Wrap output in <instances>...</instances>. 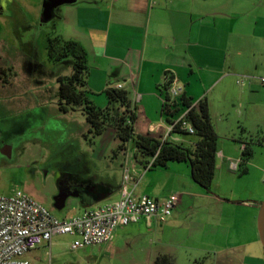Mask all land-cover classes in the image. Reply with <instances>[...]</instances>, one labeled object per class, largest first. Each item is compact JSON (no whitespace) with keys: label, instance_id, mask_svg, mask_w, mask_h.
<instances>
[{"label":"crops","instance_id":"0c3cea01","mask_svg":"<svg viewBox=\"0 0 264 264\" xmlns=\"http://www.w3.org/2000/svg\"><path fill=\"white\" fill-rule=\"evenodd\" d=\"M52 20L56 35L75 42L85 54L94 103L105 106L104 91L117 85L128 92L137 133L185 141L168 133L162 114V86L170 78V88L179 89L180 96L193 104L206 103L210 120L230 112L241 117L264 105L258 103L264 96L259 82L264 76V0H76L55 8ZM237 152L220 147L219 173L236 177L231 173L237 168L230 169V163L238 167ZM150 171L135 166L129 153L122 170L123 176L129 175L127 189L158 201L176 195L171 216L164 222L140 220L117 228L108 243L97 245L98 255L91 256L95 264L103 259L153 264L160 254L177 264L178 259L190 264L199 255L210 264H249L255 259L249 255L259 243L255 186L244 181V195L231 191V196H220L195 184L185 163ZM85 182L75 194L79 213L117 200L123 178L114 184L96 176ZM258 187L264 196V183L259 181ZM56 236L40 247L58 254Z\"/></svg>","mask_w":264,"mask_h":264},{"label":"rangeland","instance_id":"374dc122","mask_svg":"<svg viewBox=\"0 0 264 264\" xmlns=\"http://www.w3.org/2000/svg\"><path fill=\"white\" fill-rule=\"evenodd\" d=\"M43 1L6 0L4 8L0 7L5 14L0 16V195L10 196L14 190H20L62 218L82 209L75 194L86 185V180L96 176L110 178L113 184L119 178L122 181L124 161L131 146L120 152L119 140L112 133L88 135L80 112L63 114L58 110L57 77L71 74V57L56 63L48 61L47 36L56 33L53 20L41 23ZM263 101L264 96L258 103ZM211 123L218 136V151L228 145L240 156L239 141L261 139L262 145L252 146L246 173L233 172L236 177H232L219 173L217 166L210 192L220 196H231V191L236 196L244 195L246 181L251 188L256 187L255 195L261 202L264 196L259 193L258 184L264 178V105L254 106L241 117L233 112L223 114L222 119L213 116ZM219 160L217 156V164ZM157 186L158 190L163 188ZM62 199L65 206L58 210L56 206ZM54 240L59 245L58 254L40 247L24 258L32 264H95L91 256L98 255L99 247L72 249L75 237L67 234L57 235ZM249 255L255 257L249 264H264L259 243ZM101 264L119 263L103 259ZM178 264L186 263L178 259ZM190 264H210V260L199 255Z\"/></svg>","mask_w":264,"mask_h":264},{"label":"trees","instance_id":"16d2710c","mask_svg":"<svg viewBox=\"0 0 264 264\" xmlns=\"http://www.w3.org/2000/svg\"><path fill=\"white\" fill-rule=\"evenodd\" d=\"M46 53L48 61L53 63L71 57V74L57 77V107L61 113L80 112L87 123L88 135L100 136L107 131L111 132L119 140L118 151L126 152L128 146H131L132 161L142 169H165L173 162L187 164L192 181L204 191L210 192L216 171L218 136L204 101L193 104L184 95L172 97L170 85L173 79H168L162 86V114L165 121L170 125L189 109L185 120L192 126L193 133L175 127L171 135L189 137L180 142L161 139L149 133L140 134L134 130L135 107L127 91L108 88L104 91L106 105L99 107L93 103L87 88L89 67L86 56L75 42L49 34ZM239 142L243 147L237 171L243 174L246 173V163L253 153L252 146L262 145V141L258 139L254 142L251 139L249 142ZM153 264H174V260L170 255L160 254L154 258Z\"/></svg>","mask_w":264,"mask_h":264},{"label":"built area","instance_id":"2783aa9c","mask_svg":"<svg viewBox=\"0 0 264 264\" xmlns=\"http://www.w3.org/2000/svg\"><path fill=\"white\" fill-rule=\"evenodd\" d=\"M259 82L264 85V78ZM116 88L122 87L117 85ZM170 94L177 97L180 90L170 88ZM188 110L168 125V133L175 127L193 133L192 126L185 120ZM236 168V163L231 162L230 169ZM128 180L129 175L125 172L117 200L63 219L55 217L20 190H14L10 196L0 195V264H32L24 255L48 244L55 235L74 236L71 248L81 249L108 243L119 227L140 220L147 224L151 220L164 222L171 216L178 201L176 195L163 201L135 195L127 189Z\"/></svg>","mask_w":264,"mask_h":264},{"label":"water","instance_id":"95a60500","mask_svg":"<svg viewBox=\"0 0 264 264\" xmlns=\"http://www.w3.org/2000/svg\"><path fill=\"white\" fill-rule=\"evenodd\" d=\"M76 0H45L42 3V12H41V23L49 22L53 19L55 8L62 5H70L75 3ZM6 0H2L0 7L5 6ZM2 9V8H1ZM4 14L3 9L0 11V15ZM64 206V199H62L61 204L56 206V209L60 210ZM256 228L259 243L263 250L264 256V199L260 202L257 217H256Z\"/></svg>","mask_w":264,"mask_h":264}]
</instances>
